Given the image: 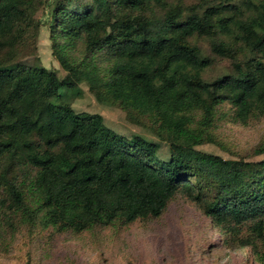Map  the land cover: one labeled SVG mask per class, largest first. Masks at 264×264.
I'll return each mask as SVG.
<instances>
[{
	"label": "trees",
	"instance_id": "1",
	"mask_svg": "<svg viewBox=\"0 0 264 264\" xmlns=\"http://www.w3.org/2000/svg\"><path fill=\"white\" fill-rule=\"evenodd\" d=\"M41 6L64 78L26 63ZM81 85L154 130L168 158L75 113ZM223 104L234 124L264 118V0H0V231L121 230L179 195L264 263V158L196 149L223 147L212 132ZM248 156H264V140Z\"/></svg>",
	"mask_w": 264,
	"mask_h": 264
},
{
	"label": "rangeland",
	"instance_id": "2",
	"mask_svg": "<svg viewBox=\"0 0 264 264\" xmlns=\"http://www.w3.org/2000/svg\"><path fill=\"white\" fill-rule=\"evenodd\" d=\"M45 1L50 0H42ZM45 13L46 8L41 6L36 14L42 20L37 47L26 63L54 70L64 78L66 72L51 51ZM80 50L77 47L76 52ZM226 69L228 65L222 64L208 75L215 76ZM79 88L81 96L69 100L75 113L99 115L116 134L152 142L157 145V158H168V148L154 130L130 123L118 107L101 105L86 86ZM229 114L227 104L219 106L212 126L223 147L207 144L196 149L226 160L264 158L248 156L264 140V118L241 126L232 123ZM14 229L0 231V264H264L257 262L248 249L224 243L197 207L179 195L159 219L136 222L121 230L97 228L77 236L51 229L33 233L25 228Z\"/></svg>",
	"mask_w": 264,
	"mask_h": 264
}]
</instances>
